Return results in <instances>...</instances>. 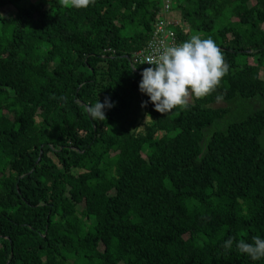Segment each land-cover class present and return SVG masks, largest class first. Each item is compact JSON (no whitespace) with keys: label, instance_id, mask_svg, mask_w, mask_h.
Returning a JSON list of instances; mask_svg holds the SVG:
<instances>
[{"label":"trees","instance_id":"1","mask_svg":"<svg viewBox=\"0 0 264 264\" xmlns=\"http://www.w3.org/2000/svg\"><path fill=\"white\" fill-rule=\"evenodd\" d=\"M166 4L168 45L211 38L227 71L163 114L131 60ZM257 235L264 0H0V264H264L235 248Z\"/></svg>","mask_w":264,"mask_h":264},{"label":"clouds","instance_id":"2","mask_svg":"<svg viewBox=\"0 0 264 264\" xmlns=\"http://www.w3.org/2000/svg\"><path fill=\"white\" fill-rule=\"evenodd\" d=\"M89 3L90 0H61L63 6L75 9L87 8ZM143 63L151 66L140 73L138 88L148 97L141 106L151 103L156 111L163 114L170 113L177 106H186L189 95L201 98L210 94L227 71L216 43L211 38L202 39L199 34L176 46L163 48L155 59L149 56ZM135 67L133 64L131 69ZM111 107L113 103L105 97L103 103L98 99L87 105L86 111L91 119L104 120L105 109ZM232 246L231 237L222 245L225 250ZM235 248L253 262L264 258V238L259 235L253 236L251 242L244 239L236 241Z\"/></svg>","mask_w":264,"mask_h":264},{"label":"built area","instance_id":"3","mask_svg":"<svg viewBox=\"0 0 264 264\" xmlns=\"http://www.w3.org/2000/svg\"><path fill=\"white\" fill-rule=\"evenodd\" d=\"M170 11V5L166 4L162 14V20L158 23L157 29L154 33L153 39L147 43V45L141 50L135 52L131 60V64L149 65L143 63L146 57H152L153 59L159 54L160 50L169 47L166 40L169 37H173L174 30H168V26H175L171 20L166 18V14ZM159 36V37H158ZM143 63V64H142Z\"/></svg>","mask_w":264,"mask_h":264},{"label":"rangeland","instance_id":"4","mask_svg":"<svg viewBox=\"0 0 264 264\" xmlns=\"http://www.w3.org/2000/svg\"><path fill=\"white\" fill-rule=\"evenodd\" d=\"M173 10H174V9H173ZM166 18H167V14H166ZM248 104H249V106H250V109H257V108H260V107L263 106L262 103H259V102L255 101L254 99L248 101ZM219 106H224V105L221 104V103H219V104L216 105V107H219ZM138 108H139V109H134V111H133L131 114L128 115V118H129L130 120H133V121L139 122L140 119L143 117V116H142L141 107H138ZM147 120H148V119H145V120L143 119V122H142V123L145 124ZM223 122H224V121H223ZM223 122L220 123V124L218 125V127H219L221 124H223ZM142 123H141V124H142ZM144 124L141 125V128L144 126ZM213 128H214V129H217V127H213Z\"/></svg>","mask_w":264,"mask_h":264}]
</instances>
